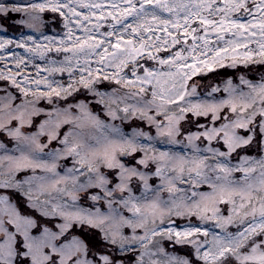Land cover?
Returning <instances> with one entry per match:
<instances>
[{
	"label": "snow or ice",
	"instance_id": "snow-or-ice-1",
	"mask_svg": "<svg viewBox=\"0 0 264 264\" xmlns=\"http://www.w3.org/2000/svg\"><path fill=\"white\" fill-rule=\"evenodd\" d=\"M0 264H264V0H0Z\"/></svg>",
	"mask_w": 264,
	"mask_h": 264
}]
</instances>
